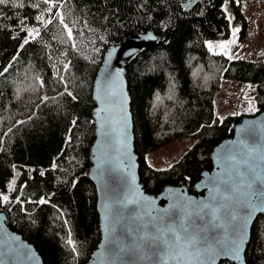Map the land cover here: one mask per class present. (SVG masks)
<instances>
[{
    "label": "trees",
    "instance_id": "obj_1",
    "mask_svg": "<svg viewBox=\"0 0 264 264\" xmlns=\"http://www.w3.org/2000/svg\"><path fill=\"white\" fill-rule=\"evenodd\" d=\"M186 1L0 4V211L44 264H86L101 239L89 168L94 83L110 47L135 34L157 36L126 66L140 182L149 194L168 185L195 192L213 168L215 147L234 135L245 115L216 116L222 77L255 84L258 110L248 116L264 111V61L230 59L209 47L231 37L228 8L246 37L242 0H197L189 8ZM189 135L195 142L172 166L149 164L148 153ZM246 260L264 264V215L254 223Z\"/></svg>",
    "mask_w": 264,
    "mask_h": 264
},
{
    "label": "water",
    "instance_id": "obj_2",
    "mask_svg": "<svg viewBox=\"0 0 264 264\" xmlns=\"http://www.w3.org/2000/svg\"><path fill=\"white\" fill-rule=\"evenodd\" d=\"M156 39L153 32L140 33L110 47L95 79L89 178L98 196L101 239L86 264H247L254 223L264 215V111L243 117L234 135L215 147L213 168L203 172L195 192L168 185L158 195L147 193L126 66ZM7 221L0 211V264H44ZM241 228L239 251L226 250Z\"/></svg>",
    "mask_w": 264,
    "mask_h": 264
},
{
    "label": "rangeland",
    "instance_id": "obj_3",
    "mask_svg": "<svg viewBox=\"0 0 264 264\" xmlns=\"http://www.w3.org/2000/svg\"><path fill=\"white\" fill-rule=\"evenodd\" d=\"M197 0H187L185 7L189 8ZM242 10L249 22L247 35L240 37L241 22L235 21L228 8L232 23V34L228 40L211 41V52L222 54L230 59H253L264 61V6L259 0H242ZM225 45V47H221ZM257 90L252 83H243L236 80L221 78L215 96V113L222 120L230 115H254L258 108L255 101ZM251 105V110H250ZM195 142L189 135L176 139L168 145L148 153L147 161L156 169H165L172 166L186 153Z\"/></svg>",
    "mask_w": 264,
    "mask_h": 264
},
{
    "label": "snow or ice",
    "instance_id": "obj_4",
    "mask_svg": "<svg viewBox=\"0 0 264 264\" xmlns=\"http://www.w3.org/2000/svg\"><path fill=\"white\" fill-rule=\"evenodd\" d=\"M6 3H8V0H0V4H6ZM41 18H42V17L38 16V17H37V20H40ZM65 27H67V26H65ZM68 34H69V36H71V29H68ZM27 42H28V41L25 40V43H27ZM209 47L211 48V44L209 45ZM221 47H225V45H221ZM250 110H251V105H250ZM244 163H247V161H244ZM241 175H242V174H241ZM233 190H234V189H233L231 186H229L228 191H233ZM225 199H230V197L226 196ZM3 200H4V201H7V200H8V197H7V196H3ZM40 202H41V203H44L45 201L42 200V201H40ZM203 207H204V208H208L209 206H208V205H203ZM247 223H248V221L245 220V225H247ZM243 232H244V229L241 228L239 237H238L235 241H230L229 243H230L231 246H230L229 248H227L226 250H228V251L235 250L236 252L239 251L240 245H241V244L243 243V241H244ZM68 243H69L70 245L73 244V242H72L71 239L68 240ZM73 250H74V245H73Z\"/></svg>",
    "mask_w": 264,
    "mask_h": 264
}]
</instances>
